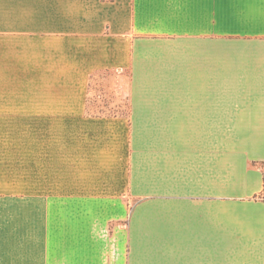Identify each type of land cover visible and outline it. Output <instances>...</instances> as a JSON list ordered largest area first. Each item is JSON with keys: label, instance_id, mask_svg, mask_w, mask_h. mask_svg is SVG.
<instances>
[{"label": "crops", "instance_id": "crops-1", "mask_svg": "<svg viewBox=\"0 0 264 264\" xmlns=\"http://www.w3.org/2000/svg\"><path fill=\"white\" fill-rule=\"evenodd\" d=\"M263 189L264 0H0V264H264Z\"/></svg>", "mask_w": 264, "mask_h": 264}, {"label": "rangeland", "instance_id": "rangeland-1", "mask_svg": "<svg viewBox=\"0 0 264 264\" xmlns=\"http://www.w3.org/2000/svg\"><path fill=\"white\" fill-rule=\"evenodd\" d=\"M113 84H114L113 74L110 76H107L105 81L101 80L100 78H97L92 82V89H91V94H90L91 106L89 108L90 112L97 111V108L92 107L94 106L93 103L95 101L100 103V105L103 104L102 101L108 102L111 105L112 109H114L112 111H115V112H125L126 111L125 105L127 102L125 101L122 95H118L115 92V89H114L115 86ZM99 89H102L105 92L101 90L102 93L101 92L99 93ZM116 105L117 106L121 105L122 107L117 108ZM102 110L107 111L104 108H102Z\"/></svg>", "mask_w": 264, "mask_h": 264}, {"label": "trees", "instance_id": "trees-1", "mask_svg": "<svg viewBox=\"0 0 264 264\" xmlns=\"http://www.w3.org/2000/svg\"><path fill=\"white\" fill-rule=\"evenodd\" d=\"M95 76H96V74L91 76V81L89 82V93L91 92V89H92V86H91L92 85V80H93V78ZM101 90L102 89H99V93H100ZM102 102H103V104H101V105H100V103H98L96 101L93 103L94 106H92V107L97 108V111H93L94 113H96V114H103V115H112V114L122 113V112L112 111L114 109H112V107L108 105L109 104L108 102H106V101L105 102L102 101ZM90 106H91V103H90V96H89V98L87 100V111H89ZM102 108L106 109L107 111L102 110Z\"/></svg>", "mask_w": 264, "mask_h": 264}, {"label": "built area", "instance_id": "built-area-1", "mask_svg": "<svg viewBox=\"0 0 264 264\" xmlns=\"http://www.w3.org/2000/svg\"><path fill=\"white\" fill-rule=\"evenodd\" d=\"M257 198L260 200H264V189L261 192H259V194L257 195Z\"/></svg>", "mask_w": 264, "mask_h": 264}]
</instances>
